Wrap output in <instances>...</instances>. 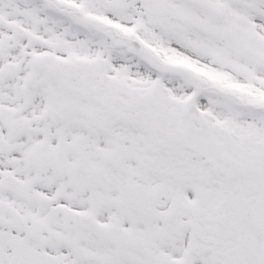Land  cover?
<instances>
[{
    "label": "snow or ice",
    "instance_id": "snow-or-ice-1",
    "mask_svg": "<svg viewBox=\"0 0 264 264\" xmlns=\"http://www.w3.org/2000/svg\"><path fill=\"white\" fill-rule=\"evenodd\" d=\"M0 264H264V0H0Z\"/></svg>",
    "mask_w": 264,
    "mask_h": 264
}]
</instances>
